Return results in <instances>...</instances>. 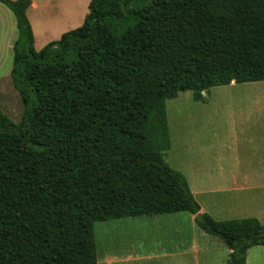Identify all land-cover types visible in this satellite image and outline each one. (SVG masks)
<instances>
[{
  "label": "trees",
  "instance_id": "16d2710c",
  "mask_svg": "<svg viewBox=\"0 0 264 264\" xmlns=\"http://www.w3.org/2000/svg\"><path fill=\"white\" fill-rule=\"evenodd\" d=\"M19 31L18 123L0 110V264H98L97 222L187 212L246 264L256 218L201 212L171 147L166 102L264 81V0H91L40 51L32 0H0Z\"/></svg>",
  "mask_w": 264,
  "mask_h": 264
},
{
  "label": "crops",
  "instance_id": "0c3cea01",
  "mask_svg": "<svg viewBox=\"0 0 264 264\" xmlns=\"http://www.w3.org/2000/svg\"><path fill=\"white\" fill-rule=\"evenodd\" d=\"M90 1L32 0L27 15L36 51L82 26L89 13ZM18 36L14 13L0 3V92L4 95L3 90H13L12 95L19 99L13 81H9ZM238 85L247 90L225 92L230 96H241L244 105L233 110V118L196 121L195 168L188 173L175 170L185 176L201 212L214 220L256 218L264 223V81L233 82L227 87L237 88ZM208 91L203 92L206 96L202 95L201 100L194 96L195 101L206 104ZM21 119L19 116L16 123ZM251 200L258 202L257 211L252 210L255 205ZM252 212L255 215H251ZM126 223L146 226L138 234L143 240L139 241V247L132 242L130 247L107 250L102 255L97 249L98 264H230L231 250L218 237L201 230L196 224V216L191 213L103 221L97 222L94 229L96 232L99 228L101 234L108 235L112 225ZM151 237L155 238V249L148 248ZM246 264H264V245L248 250Z\"/></svg>",
  "mask_w": 264,
  "mask_h": 264
},
{
  "label": "rangeland",
  "instance_id": "374dc122",
  "mask_svg": "<svg viewBox=\"0 0 264 264\" xmlns=\"http://www.w3.org/2000/svg\"><path fill=\"white\" fill-rule=\"evenodd\" d=\"M9 81H13L12 78ZM8 84V81H4ZM237 88H229L227 86L216 87L207 92L206 104L196 102L192 91L181 92L176 99L166 102L168 129L172 142V147L165 152L164 158L166 162L174 169H182L184 173L194 170V125L200 120H217L233 118V110L244 105L241 96H230L226 90H247L241 85ZM219 90V91H216ZM4 95L0 92V110L14 122L18 121L19 116L22 117L24 112V104L21 97L14 98L13 90H3ZM20 95L17 89L14 91ZM238 94L237 91H232ZM228 94V95H227ZM203 96L204 93L202 94ZM239 95V94H238ZM17 96V95H16ZM243 117V116H242ZM190 124V126H187ZM181 137V140H180ZM184 138V139H183ZM177 139V140H176ZM180 140V146H179ZM210 151L209 148H206ZM180 171V170H179ZM189 175V174H188ZM255 207L252 210L257 211L258 202L251 200ZM251 215H255L252 212ZM264 224V223H263ZM146 226L141 224H120L112 225L108 235L101 234L99 228L96 230V244L98 254L102 255L104 251H112L113 249H125L131 246V243L139 247L140 231ZM223 242V241H222ZM148 248H157L155 246V238L151 237Z\"/></svg>",
  "mask_w": 264,
  "mask_h": 264
}]
</instances>
